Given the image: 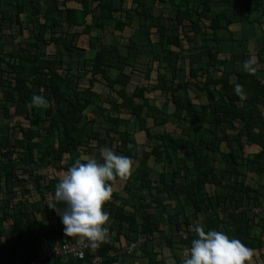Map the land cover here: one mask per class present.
I'll return each instance as SVG.
<instances>
[{
    "label": "trees",
    "instance_id": "obj_1",
    "mask_svg": "<svg viewBox=\"0 0 264 264\" xmlns=\"http://www.w3.org/2000/svg\"><path fill=\"white\" fill-rule=\"evenodd\" d=\"M122 1L80 0V7H74L71 0H14L12 15L8 14V4L0 3V43L8 35L20 36L25 29L33 37L23 51L0 49V91L7 101L0 112L11 121L17 120L12 124L17 127H11L12 132L8 129L10 133H4L0 125V264H29L41 245H50L57 239H79L66 236L61 217L50 205L65 171L75 159L83 162L79 153L73 155L82 148L89 156L92 148L98 153L111 148L133 162V173L113 182L122 187L113 189L112 199L105 205L110 212L109 239L97 250L106 258V264L120 260L124 252L127 256L120 264H181L195 233L185 238L179 231L195 221L206 231L216 229L230 238H239L254 253L264 249V183L247 182L248 172L253 176L264 174V79L244 70L243 56H218L213 45L222 39L221 30H228L232 37L226 12L216 14L206 25L203 18L214 0H166L177 5L174 17L156 14L157 0H132L131 6L125 8ZM242 2L249 11L264 5V0ZM27 6L30 17L25 20ZM124 11L126 20H122ZM131 12L142 18V30L159 35L163 49L152 59L158 62V69L166 72L159 70L154 87L139 84L129 91L132 74L122 68L111 76L107 68L114 67L117 61L125 67L132 64L129 55L119 53L117 60L110 59L109 50L118 52L119 47L103 43L101 36L93 32L94 28L104 30L105 25L114 31L124 30L133 22ZM7 17L10 26L4 23ZM225 19L226 23L222 22ZM167 24L183 27L184 31L190 26L199 34L198 49L209 47V57H204L207 64L192 60L184 81L177 78L180 60L189 47L181 34H164ZM83 34L89 36V48L100 46L93 58H86V48L78 44ZM51 45L56 50L50 51ZM136 47L138 54H143L140 45ZM75 48L82 50L77 51L81 59L75 58L74 52L73 60L67 62L62 54L70 56ZM189 56L192 58V54ZM257 59L259 65L264 64V44ZM72 61L80 64L74 68ZM151 71L148 69L146 77ZM86 72L90 77L82 79ZM167 72L171 83L166 80ZM101 78L111 88L110 96L93 90ZM85 80L89 82L87 86L82 84ZM237 83L243 85L246 98L235 92ZM185 88L194 94L198 89L197 97L205 96L206 101L182 96L180 91ZM157 89L167 93L161 106L152 104L146 95ZM33 93L44 95L49 106H34ZM128 114L135 117V126L126 117ZM149 118L153 126L173 122L178 131H153ZM139 131L152 143L151 149L141 155ZM253 143L260 149L246 154L245 145ZM215 153L220 154L221 165L216 164ZM151 158L162 167L158 178L154 177ZM220 186L227 191L218 192ZM1 190L18 195L1 203L5 197ZM57 208L62 210L63 204H57ZM256 208L261 211L255 212ZM157 234L164 239H157ZM140 238L144 240L128 254V247ZM162 242L169 247L170 257L157 249L162 248ZM45 264L84 263L59 256Z\"/></svg>",
    "mask_w": 264,
    "mask_h": 264
},
{
    "label": "clouds",
    "instance_id": "obj_2",
    "mask_svg": "<svg viewBox=\"0 0 264 264\" xmlns=\"http://www.w3.org/2000/svg\"><path fill=\"white\" fill-rule=\"evenodd\" d=\"M260 67L251 58L243 63L249 73L257 72ZM242 89L243 85H235V92L244 99L246 93ZM31 103L46 108L50 101L33 93ZM100 153L101 159L95 156H86L83 162L75 159L59 179L50 205L61 217L66 236L85 239L94 249L109 239L110 212L105 205L112 199L113 182L127 179L133 168L131 157L114 149H100ZM57 204H63V209L59 210ZM192 231L195 238L185 250L187 255L181 264H252L254 250L239 238H230L216 229L206 231L202 224H195Z\"/></svg>",
    "mask_w": 264,
    "mask_h": 264
},
{
    "label": "rangeland",
    "instance_id": "obj_3",
    "mask_svg": "<svg viewBox=\"0 0 264 264\" xmlns=\"http://www.w3.org/2000/svg\"><path fill=\"white\" fill-rule=\"evenodd\" d=\"M14 0H0V3H2V2H5L6 4H8V6H7V8H8V14L9 15H12V14H14L15 13V8L11 5V3L13 2ZM163 0H157L156 2H155V6H156V9H155V13L156 14H159V13H164V14H169V13H171L172 11H171V8H169L168 6H166V4H165V1L164 2H162ZM240 1V0H239ZM5 4V5H6ZM71 4L72 5H79L80 6V4L79 3H77V2H74L73 0H71ZM132 4V0H123L122 1V7H129L130 5ZM217 8H219V7H217ZM217 8H215V6L213 7V9H212V11H211V13H210V11L207 13V15L206 16H209L210 14H214L215 12H216V10H217ZM44 9H46L45 7L43 8V10ZM174 11V10H173ZM226 11L228 12L229 10L228 9H226ZM30 7L29 6H27V14L28 15H23V19H28L29 17H30ZM216 14V13H215ZM227 15L229 14V13H226ZM121 15H122V20H126V18L128 17V15H127V13L124 11V12H122L121 13ZM131 15L133 16V24H131V25H128V26H126L125 27V29L124 30H116V31H114L113 29H111L112 30V32L111 31H109L108 33H107V35L108 36H114V35H119L120 37H122V39H128V38H137V41L140 43V45H141V47H142V49L141 50H143V52H144V54H141V55H138V58H137V60H138V62H140V61H142L144 64L146 63H149L150 61H151V57L154 55V54H156V53H161V50L163 49H161V45H160V43L158 42V34H156V33H151V34H149V33H147L146 31H144V30H142L141 28H140V26H141V24H144L143 23V20H142V18L141 19H138L137 18V16L135 15V13L134 12H131ZM88 20H90V17H89V19ZM206 22L207 23H205L206 25H208V20H206ZM4 23L6 24V26H10L11 24H10V19L7 17L5 20H4ZM32 24L30 23V26H31ZM167 26V28H166V30H165V32H164V34L165 35H170V33H179V34H181V37H183V39H184V43L186 44V47H189V49H187V51H185V54H184V56L181 58V60H180V67H181V70H180V72H179V77L177 78L178 80H180V81H184L186 78H187V76H188V69H189V63L193 60V61H199V62H201V64H203V65H206L207 64V58L209 57V56H207V52L209 51V47L208 46H206V47H203L201 50H199L198 49V46L200 45V42H199V34H197V33H195V31L193 30V29H191V27L190 26H187V28H185V31L183 30V27H178L177 25H171V24H167L166 25ZM32 27V26H31ZM14 29H15V27H14ZM75 29L76 30H78V27H75ZM82 29V28H81ZM95 29V28H94ZM72 30H74V29H72ZM80 30V29H79ZM97 30L98 31H94L93 32V34L94 35H102L103 36V39H104V41H105V37H104V34L103 33H105L106 34V32H107V29L106 30H101L100 28H97ZM153 31L155 32L156 31V28H153ZM8 33H9V31H7ZM16 32H19V30H18V28L16 27ZM137 34H138V37H137ZM148 34H149V36H148ZM16 36V38H12V37H10V35H8L7 37H5L2 41H1V43H0V49H7V50H14V52H18V50L20 49L21 51H23V50H25V49H27L28 47H27V45H28V42L29 41H31V40H33V37H32V34H31V32H30V30H28V29H25L24 31H23V33H21V35L19 36V35H15ZM88 39H89V36L87 35V34H83L77 41H78V44L81 46V47H85V48H87V49H89V41H88ZM110 40H111V38H109ZM118 40H120V39H118ZM78 46V45H77ZM78 48H75L72 52H71V60H72V57H73V54H74V52H76L75 54H76V57L75 58H77L78 60L79 59H81V57H82V55H80V54H78V52H82V50H77ZM176 49H179L178 47L176 48ZM49 50L50 51H54V50H56V48H55V46L54 45H51L50 46V48H49ZM64 51V50H63ZM78 51V52H77ZM133 51V50H132ZM135 51V50H134ZM73 53V54H72ZM190 54H192V58L189 56ZM206 54V55H205ZM63 55V58H65L66 59V61L67 62H69L70 60H69V56H66V55H68V54H62ZM84 55H87L88 57H90V58H93L94 56H95V51H94V49H89V50H85V52H84ZM131 55H133V54H131ZM115 56V55H114ZM205 56H207V58L206 59H204V57ZM86 57V56H85ZM88 57H86V58H88ZM90 58H88V59H90ZM254 58V57H253ZM136 60V59H135ZM68 64V63H67ZM78 64H80V63H77V62H75V61H72V63H71V65L75 68V65H78ZM137 64V63H136ZM70 65V66H71ZM155 65H157V64H155ZM115 66H117L118 67V63L115 65ZM127 70H131V67H128L127 66V68H126ZM137 69H140V70H143V68L142 67H137ZM211 69L213 70V73L214 74H216L217 73V71H216V69L215 68H213V67H211ZM28 71L30 70L29 68L27 69ZM109 72L111 73V75H113V76H115V75H117V73H118V70H116V68H112L111 70H110V68H109ZM138 73V72H137ZM153 75H155L154 73H153ZM87 77H90V75H87V72L85 73V74H83V77H82V79H87ZM145 76L144 75H141L139 78H136L134 81H133V83H132V86L135 84V83H141V82H143V83H147L148 82V80L146 79V78H144ZM87 82V80H85V81H83V83H86ZM132 86L129 84V87L127 88L129 91H131V89H132ZM94 89H97V90H99V91H104L105 90V85L103 84V82H102V79H99V81H97V82H95V86H94ZM198 90V89H197ZM196 90V92H195V94H194V91H191V90H188V88H185V89H183L182 91H180V94L182 95V96H188V97H192V98H194L196 101H199V102H201V101H206V97L205 96H202V97H197V95H199L200 94V91L198 92ZM161 92V91H160ZM107 93V92H106ZM151 93V92H150ZM163 94H161V101H162V99H163ZM5 95H4V93L3 92H1L0 91V107H3L4 105H6V103H7V101H5ZM8 105H10V106H12V104L11 103H8ZM169 110L170 111H172L173 110V107L170 109L169 108ZM98 121H99V123H100V121H101V118L99 117V119H98ZM15 122H17V120L16 119H14V120H12L11 121V119H7V118H5L4 116H3V114L0 112V125L1 126H3V128H4V133H10V131L8 130V129H10L11 130V132H12V129H11V127H17L16 125H12L13 123H15ZM150 124L152 125V129H153V131L154 130H160V131H164V130H167V131H178V128H177V126L175 125V124H173V123H166V124H163V125H160V126H156V125H154L153 126V124H152V119L150 120ZM11 125V126H10ZM8 126V127H7ZM221 135L222 136H225L224 135V133H226L225 131H223V130H221ZM138 133H142V131H140V132H138ZM228 133L230 134V135H233L234 133L232 132V131H230V130H228ZM113 135H114V133H113ZM139 138V141H140V147H139V150H138V154L139 155H141L142 154V152L145 150V149H150L151 148V146H152V143H151V141H148L147 140V137L145 136V134H143L142 133V135H140V137H138ZM260 148H259V146H257V145H245V150H246V154L247 153H252V152H257L258 150H259ZM215 156H216V159H217V165H221V164H219V162L221 161V157H220V154L219 153H215L214 154ZM151 164H153V161L151 160ZM225 165H223V167H224ZM156 168H159L158 169V171H160L161 170V168L162 167H159V165H156ZM224 175V174H223ZM255 177V178H254ZM258 181H260L261 183H264V174L262 175V176H259V175H257V176H253V173L252 172H250V174H249V172H248V177H247V182L248 183H254V184H256L257 185V183H258ZM260 183V184H261ZM259 185V184H258ZM115 186V185H114ZM116 187H122L121 185H116ZM211 190H212V188H210ZM262 190H264L263 188H261ZM217 190H218V192H226L227 191V189L226 188H224V187H222V186H220V188H217ZM1 192H3L4 193V191L3 190H1ZM5 194V197L3 198V200H2V202L1 203H5V199H7V198H13V197H16L17 195H18V192H13L12 191V193L11 194H9V193H4ZM4 196V195H3ZM34 200H35V205H37V195H36V198L34 197ZM40 204H38V206H39ZM29 207H31V205H29ZM258 211H261V209H258ZM258 211H256L255 210V212H258ZM260 229V228H259ZM163 235H159V234H157V239H159V240H163L164 238L162 237ZM178 239V238H177ZM140 240H144V238H140L139 239V243L141 242ZM157 249H160L161 251H162V253H163V255L164 256H167V257H170L169 255L171 254V252H170V250H169V247H167V246H164V242H162V248H159V247H157ZM261 253H262V255H264V249L263 250H261V252H260V254H259V252L258 251H255V253H254V255H253V258H252V260H253V264H264L263 262H264V256H262L261 255ZM257 258H256V257ZM132 259V258H131ZM173 260H171L170 261V263L172 262ZM136 264H142L141 262H138V263H136Z\"/></svg>",
    "mask_w": 264,
    "mask_h": 264
},
{
    "label": "crops",
    "instance_id": "obj_4",
    "mask_svg": "<svg viewBox=\"0 0 264 264\" xmlns=\"http://www.w3.org/2000/svg\"><path fill=\"white\" fill-rule=\"evenodd\" d=\"M73 1L77 2V3H79L81 5L80 0H73ZM214 1L215 2L212 4V8L210 10V13H211V11H212L214 6H215V8L219 7V8H217V10L215 12L216 14H218V13H220L222 11H225L226 13H229L228 15H226V17H228L229 20L231 21V23H230L228 28H229V30L232 33V37H231V34L229 33L228 30H225V29L221 30V35H222L221 38L222 39H220L216 45H213L218 50V56L222 57V58H225V57H231L232 55L237 54L239 57L243 56V63H244V61H246V60H248L250 58L255 60V61H257L258 60L257 59L258 52L262 48V46L264 44V5L259 7V8H257V9H255V10L249 11L248 8H247V5L244 4L242 2V0H240V1L239 0H221V2H218L219 0H214ZM165 4H166V6L171 8V10H174L171 13H169V15H171V17H174V15H176V13H177V12L175 13L177 5H175L173 3H170L169 1H166V0H165ZM70 5L74 6V7H80L79 5H75V4L72 5L71 2H70ZM226 9H228L229 11L227 12ZM215 13L214 14H210L209 16H206V18H203L204 23H207L206 20H208L209 21L208 24H209L210 23V19L216 15ZM206 15H207V13H206ZM89 17H90V20H88V22H91L92 21V17L88 16V19H89ZM226 21H227V19L222 20V22H224V23H226ZM106 29H107L106 34L103 33L104 37H105V41L103 39V36L100 35L101 38H102L103 43H105L107 45H112V46H118L119 47V51L118 52L112 53V51L109 50V54L108 55H109L110 59L117 60V58H118L117 56L119 55V53H122L124 55H129L128 59H130L132 61V64L128 65V67H131L130 71L126 69L127 66L125 67V64L123 62H119V61H117L118 67L117 66H114V67L108 66L107 67L108 71H109V68H110V70L112 68H116V70H118V73H119L120 69L124 68V70L127 73H131L132 74L133 79L130 82L131 86H132L133 81L136 78H139L141 75H144L145 76L144 78H146L148 80V82L147 83H143V82L135 83L132 86L131 91L135 88L136 85H139V84L140 85H142V84L146 85L147 84L150 87H154V85L157 84L158 81H159V79H158L159 70H162V72H166V70L163 69V68L158 69V67H157L158 66V62L156 60L152 59L153 56L150 58L151 61L149 63H147V64L146 63L144 64L142 61L138 62L137 58H138V55H140V54H138V51H137L138 48L136 47V44L140 45V43L137 41V38H135V37L131 38L130 37L128 39H122V37H120L119 35L108 36L107 33L109 31L112 32V30H111L112 28H110V25H105L104 30H106ZM94 31H98L97 28H95ZM209 32H210V34H212L211 33L212 32L211 29H209ZM148 36H149V34H148ZM137 37H138V34H137ZM109 38H111V40ZM118 39H120V40H118ZM140 47H141V45H140ZM99 48H100V46H95V48H92L95 51V55H96L97 49H99ZM89 49H91V48H89ZM89 49L86 48V51L89 50ZM141 49H142V47H141ZM65 52H67V51H65ZM161 52H162V50H161ZM66 54H68V53H66ZM131 54H133V55H131ZM143 54H144V52H143ZM66 56H69V54L66 55ZM85 56L88 57L87 55H85ZM70 57L71 56H69V60H71ZM88 58H90V57H88ZM72 60H73V58H72ZM155 64H157V65H155ZM137 67H142L143 70L137 69ZM150 68H152V71H151L150 77L148 78V77H146V75H147L148 69H150ZM188 71H189V69H188ZM153 73L155 75H153ZM109 74L111 75L110 72H109ZM256 74L261 79H264V64L261 65V67L258 69ZM111 76H113V75H111ZM178 77H179V75H178ZM101 79H102L103 84L105 85V90L102 92V91H99L97 89H94L95 83H94V86H93V90L98 92V93L103 94L104 96H106V95L110 96L112 94L111 88L106 84V81L103 78H101ZM166 80H167V82L171 83L172 78H171V75L169 74V72H167ZM82 84H84V86H87L89 84V82L87 80L86 83H82ZM118 86L119 85H117V87ZM161 94H163L162 101L160 100L161 99ZM146 95L148 97H150V100H151L152 104L157 105V106H161L163 104L164 100H165V97L167 96V93L165 91L163 92L162 90L157 89V90H151V91L146 92ZM262 105H264V101L261 102V106ZM252 106L253 105H251V107ZM170 107H172L171 103H170ZM263 113H264V111H263ZM126 117L128 118V120L131 123V125L135 126V117L132 116L131 114H128ZM149 119L151 120L152 118H149ZM168 123H173V122H168ZM152 124H153V119H152ZM124 125H125V121L122 122V127ZM156 126H160V125H156ZM154 131L162 132L163 130L162 131L154 130ZM175 131L173 130V132H175ZM142 133L144 134L143 131H142ZM142 133H138L137 132V137H140V135H142ZM138 141H139V138H138ZM139 143H140V141H139ZM246 145H250V146L251 145H257V146H259L257 143L246 144ZM259 148H260V146H259ZM245 152H246V150H245ZM78 153L80 154V157L82 159H84L86 156L90 155V154L88 155L87 151L84 152L83 148L79 149V150H76L73 155L76 156ZM249 153H247V154H249ZM91 154H92L91 156H95L98 159H101L100 153H98V151L95 148L91 149ZM151 160L153 161V164H151ZM151 160H150V164L154 168V173H155L154 177L158 178L159 177V173H160V171H158L159 168H156V165H158V164L154 163V159L153 158H151ZM133 171H134V169L132 168L131 174L133 173ZM116 185H121V184L116 183L115 186L113 185V189L114 190L120 188V187H116ZM107 211H109V210H107ZM195 222L198 223L197 221H195ZM44 245H46V244L41 245L39 247V249L42 246H44ZM37 252H36V254H37ZM121 253H123V251ZM36 254H35V256H36ZM126 256H127V254H126V252H124L120 256L121 259L116 261V262H114V263L120 264L121 260L124 259Z\"/></svg>",
    "mask_w": 264,
    "mask_h": 264
},
{
    "label": "built area",
    "instance_id": "obj_5",
    "mask_svg": "<svg viewBox=\"0 0 264 264\" xmlns=\"http://www.w3.org/2000/svg\"><path fill=\"white\" fill-rule=\"evenodd\" d=\"M256 208L255 210L258 211ZM197 224L196 222L191 223L187 229L181 230L180 234L182 237H188L189 235L194 234L192 227ZM142 242V240H140ZM132 243L128 249L127 253L130 254L136 244ZM62 257L65 260L70 258L74 260L82 261L84 264H106L105 257L99 254L97 248H92L89 242L85 239H77L74 241H62L57 239L54 243L42 246L36 256L30 260L29 264H45L48 260L53 259L54 257ZM117 264V263H112Z\"/></svg>",
    "mask_w": 264,
    "mask_h": 264
},
{
    "label": "bare ground",
    "instance_id": "obj_6",
    "mask_svg": "<svg viewBox=\"0 0 264 264\" xmlns=\"http://www.w3.org/2000/svg\"><path fill=\"white\" fill-rule=\"evenodd\" d=\"M180 233H181V232L179 231V235H181Z\"/></svg>",
    "mask_w": 264,
    "mask_h": 264
}]
</instances>
